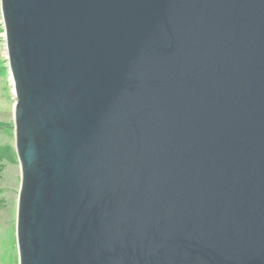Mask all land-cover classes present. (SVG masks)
<instances>
[{"label":"water","instance_id":"water-1","mask_svg":"<svg viewBox=\"0 0 264 264\" xmlns=\"http://www.w3.org/2000/svg\"><path fill=\"white\" fill-rule=\"evenodd\" d=\"M19 264H264V0H0Z\"/></svg>","mask_w":264,"mask_h":264},{"label":"rangeland","instance_id":"rangeland-1","mask_svg":"<svg viewBox=\"0 0 264 264\" xmlns=\"http://www.w3.org/2000/svg\"><path fill=\"white\" fill-rule=\"evenodd\" d=\"M14 92L13 78L8 68L5 29L0 14V148L6 149L13 159L7 161L4 177L0 181V264H19L16 217L21 167L15 147Z\"/></svg>","mask_w":264,"mask_h":264},{"label":"trees","instance_id":"trees-1","mask_svg":"<svg viewBox=\"0 0 264 264\" xmlns=\"http://www.w3.org/2000/svg\"><path fill=\"white\" fill-rule=\"evenodd\" d=\"M7 161H13V159L6 149L0 148V181L4 177V172L6 169ZM0 203H2L1 198H0Z\"/></svg>","mask_w":264,"mask_h":264}]
</instances>
